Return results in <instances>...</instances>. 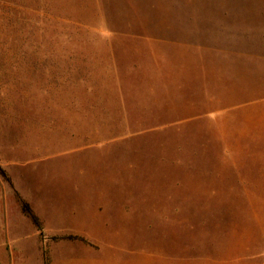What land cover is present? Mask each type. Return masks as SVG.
Segmentation results:
<instances>
[{"label": "rangeland", "instance_id": "rangeland-1", "mask_svg": "<svg viewBox=\"0 0 264 264\" xmlns=\"http://www.w3.org/2000/svg\"><path fill=\"white\" fill-rule=\"evenodd\" d=\"M156 2L0 0V264H264V54Z\"/></svg>", "mask_w": 264, "mask_h": 264}, {"label": "crops", "instance_id": "crops-1", "mask_svg": "<svg viewBox=\"0 0 264 264\" xmlns=\"http://www.w3.org/2000/svg\"><path fill=\"white\" fill-rule=\"evenodd\" d=\"M156 1L157 4H150V7H160L163 3L167 9L162 16L158 8H151L156 13L153 15L154 17L152 16L153 19L151 17L152 22L159 23L157 24L159 31L156 32L158 35L155 34L156 38H152L161 42L162 46L170 44L171 41L168 40L171 37H176L168 35L173 27L168 23H221V34L215 36L222 40H216L212 44L222 45H214L211 50L226 53L264 54V0H161L159 3L158 0ZM160 22H164V24H160ZM177 26L175 24L174 28H178ZM230 36L239 39V42L243 41L246 46L227 45L225 39ZM206 37L210 36L207 34ZM174 44L177 45V41ZM224 48L228 50L226 51Z\"/></svg>", "mask_w": 264, "mask_h": 264}, {"label": "trees", "instance_id": "trees-1", "mask_svg": "<svg viewBox=\"0 0 264 264\" xmlns=\"http://www.w3.org/2000/svg\"><path fill=\"white\" fill-rule=\"evenodd\" d=\"M21 207H22V210H23L25 213H27V214L31 217V219L33 220V222H34L35 224H37L38 219H37L36 215L33 214V212H32V210L30 209L28 203H26L25 201H22V202H21Z\"/></svg>", "mask_w": 264, "mask_h": 264}]
</instances>
